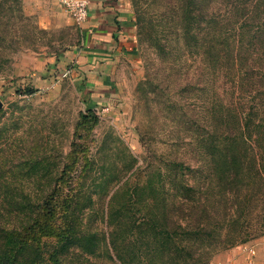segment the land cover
<instances>
[{
	"label": "rangeland",
	"instance_id": "374dc122",
	"mask_svg": "<svg viewBox=\"0 0 264 264\" xmlns=\"http://www.w3.org/2000/svg\"><path fill=\"white\" fill-rule=\"evenodd\" d=\"M125 1L135 21L133 52L88 61L82 25L59 0H0V250L10 233L24 235L28 218L68 162L71 143L82 150L72 171L58 181L57 217L39 231L36 244L23 250V264H141L139 255L143 264H175L183 251L130 226L141 212L129 202L138 200L144 181H163L169 191L170 167H178V176L185 172L195 181L212 180L207 158L198 172L168 160H184V150L187 158L190 154L184 116H211L219 0H201L209 22L189 47L179 29L177 0ZM258 2L264 18V0ZM234 24L233 18L224 23L226 36ZM262 51L258 63L264 62ZM197 64L206 89L195 91L198 99L188 104L184 68L194 75ZM66 69L70 73L64 75ZM248 82L257 83V77ZM27 87L35 91L27 94ZM88 108L97 123L74 135L79 113ZM244 196L246 207L255 206L253 220L262 223L264 200L256 205L249 193ZM183 211L172 215L176 219ZM6 249L7 255L15 250Z\"/></svg>",
	"mask_w": 264,
	"mask_h": 264
},
{
	"label": "trees",
	"instance_id": "16d2710c",
	"mask_svg": "<svg viewBox=\"0 0 264 264\" xmlns=\"http://www.w3.org/2000/svg\"><path fill=\"white\" fill-rule=\"evenodd\" d=\"M218 2L215 25L219 27L220 34L215 45L217 67L213 77L217 92L211 116H206V120L203 116H184V135L191 137L188 141L184 137V145L190 146V154L187 158L184 150V160H168L170 165L182 161L177 164L180 167L184 165V171L198 172L203 170L201 162L207 158L206 165L210 175L213 173L212 180L195 181L185 172L178 176V167H170L168 179L172 188L169 191L163 188V181L161 184L144 181L138 188V200L129 202L133 207L138 205L135 209L141 212V217L130 226L137 228L144 237L148 234L155 241L164 238L173 244L176 251H183L180 257L176 255L179 260L175 264H209L217 252L264 235V221L255 222L251 215L255 206L246 207L244 204L245 193H249V201L254 199L256 205L264 200V62H257V53L264 50V18L260 14L258 0ZM176 7L180 16L179 29L184 34V47H189L202 32V24L209 11L201 0H177ZM230 18L235 24L226 36L224 23ZM195 70L191 75L184 68V102L188 104H194L198 99L195 91L202 90L203 93L206 89L202 86L198 64ZM209 72L207 68L211 82ZM249 77H257V83L248 82ZM34 91L30 87L25 89L27 94ZM97 121L98 117L90 108L80 112L73 134L82 128L91 129ZM80 148L78 142L71 143L68 162L42 202L37 204L35 215L28 218L24 235L10 233L3 242L6 248L11 246L15 250L7 255L8 249H1L0 264H23V250L26 251L30 244H36L42 238L39 231L48 228L57 217L61 209L57 199L61 188L58 181L72 171L82 151ZM192 160L196 163L193 164ZM207 175L204 178L207 179ZM147 192L150 194L145 196ZM177 209L184 211L175 219L172 211ZM1 230L4 231V227ZM6 234L4 231L1 237L5 238ZM64 237H67L66 233ZM156 249L152 248V255ZM141 250L139 252L149 253ZM138 257L141 264L145 263L141 255Z\"/></svg>",
	"mask_w": 264,
	"mask_h": 264
},
{
	"label": "crops",
	"instance_id": "0c3cea01",
	"mask_svg": "<svg viewBox=\"0 0 264 264\" xmlns=\"http://www.w3.org/2000/svg\"><path fill=\"white\" fill-rule=\"evenodd\" d=\"M82 29L88 61L110 60L135 48V21L125 0H89ZM209 264H264V235L215 254Z\"/></svg>",
	"mask_w": 264,
	"mask_h": 264
},
{
	"label": "built area",
	"instance_id": "2783aa9c",
	"mask_svg": "<svg viewBox=\"0 0 264 264\" xmlns=\"http://www.w3.org/2000/svg\"><path fill=\"white\" fill-rule=\"evenodd\" d=\"M62 6L69 13L73 21L82 25L86 21L89 0H59ZM70 73V69H66L64 75Z\"/></svg>",
	"mask_w": 264,
	"mask_h": 264
},
{
	"label": "water",
	"instance_id": "95a60500",
	"mask_svg": "<svg viewBox=\"0 0 264 264\" xmlns=\"http://www.w3.org/2000/svg\"><path fill=\"white\" fill-rule=\"evenodd\" d=\"M2 106V101L0 100V107Z\"/></svg>",
	"mask_w": 264,
	"mask_h": 264
}]
</instances>
